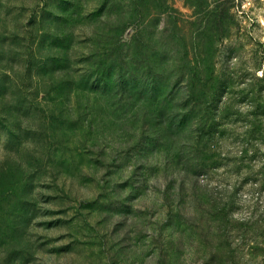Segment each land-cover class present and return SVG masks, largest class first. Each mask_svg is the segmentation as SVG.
Segmentation results:
<instances>
[{
    "label": "rangeland",
    "instance_id": "obj_1",
    "mask_svg": "<svg viewBox=\"0 0 264 264\" xmlns=\"http://www.w3.org/2000/svg\"><path fill=\"white\" fill-rule=\"evenodd\" d=\"M0 264H264V0H0Z\"/></svg>",
    "mask_w": 264,
    "mask_h": 264
}]
</instances>
